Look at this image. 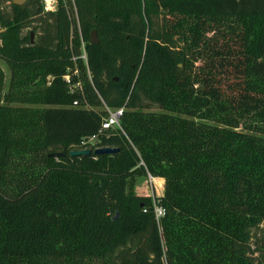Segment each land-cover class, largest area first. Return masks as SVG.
<instances>
[{
  "label": "trees",
  "instance_id": "trees-1",
  "mask_svg": "<svg viewBox=\"0 0 264 264\" xmlns=\"http://www.w3.org/2000/svg\"><path fill=\"white\" fill-rule=\"evenodd\" d=\"M0 60V264H264V0H0Z\"/></svg>",
  "mask_w": 264,
  "mask_h": 264
},
{
  "label": "rangeland",
  "instance_id": "rangeland-1",
  "mask_svg": "<svg viewBox=\"0 0 264 264\" xmlns=\"http://www.w3.org/2000/svg\"><path fill=\"white\" fill-rule=\"evenodd\" d=\"M36 22H34L33 25L26 26L22 29V33H26L28 31H34V25ZM34 38H37V34L34 32L33 35ZM1 61V60H0ZM2 63V61H1ZM3 66L5 68V74H6V80L9 78V71L7 70L6 66L3 63ZM155 108V107H154ZM114 113V112H112ZM89 140L96 141L97 137L93 136L90 137ZM161 185H158L155 178H152V176H139L137 180H135L132 184V191L139 194H147L151 195L152 197H155L159 195V193L162 192ZM255 234L252 236V248L255 249V252L253 253L254 256L258 258H264V230L257 229L255 230Z\"/></svg>",
  "mask_w": 264,
  "mask_h": 264
},
{
  "label": "water",
  "instance_id": "water-1",
  "mask_svg": "<svg viewBox=\"0 0 264 264\" xmlns=\"http://www.w3.org/2000/svg\"><path fill=\"white\" fill-rule=\"evenodd\" d=\"M25 0H12L13 3H17V4H21L23 3ZM37 11V9H34L33 10V13H35ZM33 34V33H32ZM99 41V38H98V35H97V29L94 28L91 32V42H98ZM119 148L117 146H99V147H96L94 149V152L99 154V153H114L118 150ZM91 152V148H80V149H72L71 150V154L75 155V154H82V153H89ZM57 155H61L63 154V151H57L56 152ZM150 176H152V174L150 173L149 174ZM119 215V212L116 213V216L117 217Z\"/></svg>",
  "mask_w": 264,
  "mask_h": 264
},
{
  "label": "built area",
  "instance_id": "built-area-1",
  "mask_svg": "<svg viewBox=\"0 0 264 264\" xmlns=\"http://www.w3.org/2000/svg\"><path fill=\"white\" fill-rule=\"evenodd\" d=\"M41 1L45 11L55 10L57 8L58 0H41ZM121 111L122 110L120 109L117 112L112 113L111 117L104 122L103 126L106 128L116 124L118 122V115L121 113ZM155 209L158 217L164 214V209L162 206L156 205Z\"/></svg>",
  "mask_w": 264,
  "mask_h": 264
},
{
  "label": "crops",
  "instance_id": "crops-1",
  "mask_svg": "<svg viewBox=\"0 0 264 264\" xmlns=\"http://www.w3.org/2000/svg\"><path fill=\"white\" fill-rule=\"evenodd\" d=\"M156 177L163 178V180H164V186H165V178H164L163 176H153V175H152V178H156ZM164 190H165V187L162 189V192L159 193V195H162V194L164 193Z\"/></svg>",
  "mask_w": 264,
  "mask_h": 264
}]
</instances>
